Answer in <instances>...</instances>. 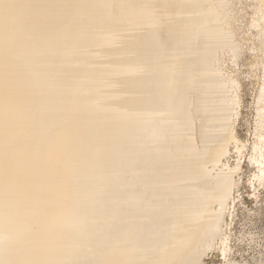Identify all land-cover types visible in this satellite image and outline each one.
I'll list each match as a JSON object with an SVG mask.
<instances>
[{
	"label": "bare ground",
	"instance_id": "1",
	"mask_svg": "<svg viewBox=\"0 0 264 264\" xmlns=\"http://www.w3.org/2000/svg\"><path fill=\"white\" fill-rule=\"evenodd\" d=\"M246 165L264 0H0V264H252Z\"/></svg>",
	"mask_w": 264,
	"mask_h": 264
},
{
	"label": "rangeland",
	"instance_id": "2",
	"mask_svg": "<svg viewBox=\"0 0 264 264\" xmlns=\"http://www.w3.org/2000/svg\"><path fill=\"white\" fill-rule=\"evenodd\" d=\"M246 75L247 74L244 76L246 77ZM253 93L254 84L247 79L245 82L246 108L244 109L243 119L239 127V133L244 135L246 138H250L249 124L252 120L253 114L250 111L249 105L252 102ZM251 168L252 167L248 165L245 167L246 177L240 191L243 196V200L239 202L238 217L236 219L235 225V232L237 233L236 236L238 237L236 242L238 245L236 256L238 258L240 257L239 260H249L252 264H264V189L262 191V201H256L255 197L253 196V188L250 187L251 184L249 182V178H251L253 174ZM246 217H256V220L254 219L252 221L250 218L247 221ZM252 232H256V237L254 240L251 239Z\"/></svg>",
	"mask_w": 264,
	"mask_h": 264
}]
</instances>
